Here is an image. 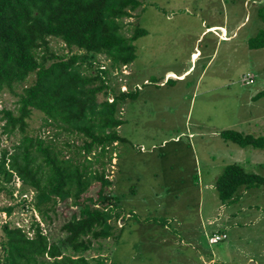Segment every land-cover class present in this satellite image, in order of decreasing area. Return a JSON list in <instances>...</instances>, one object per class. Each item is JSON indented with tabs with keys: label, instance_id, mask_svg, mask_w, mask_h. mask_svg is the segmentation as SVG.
I'll use <instances>...</instances> for the list:
<instances>
[{
	"label": "rangeland",
	"instance_id": "rangeland-1",
	"mask_svg": "<svg viewBox=\"0 0 264 264\" xmlns=\"http://www.w3.org/2000/svg\"><path fill=\"white\" fill-rule=\"evenodd\" d=\"M140 1L138 11L123 19V30L129 35L132 25L137 23L146 33L134 41L133 62L123 66L121 75L114 78L121 90L132 83V89L140 91L138 99L129 101L122 109L126 118L134 117L133 124H124L119 129L136 150L140 145L145 149L131 166L132 192L126 193L128 184L123 178L116 179L115 156L104 168L105 178L111 181L105 192L112 197L116 191L121 203L126 205L125 212H131L130 204L138 207L131 217L124 216L116 222L123 229L116 230L115 241L95 240L85 255L105 256L106 264H195L194 244L199 255L202 250L213 251L223 263L246 264L245 254L256 252L264 243V221L262 231L249 225L253 216L264 219V210L260 208L264 193L251 189L239 213L237 205L228 208L219 202L215 180L232 163L264 174V150L242 148L220 136L224 129L264 135V96L255 97L264 90V47L252 49L246 43L249 37L264 30V21L258 14L260 8L264 14V0ZM211 24L224 25L229 30L239 27L233 36L229 31L227 36L232 37L225 40L227 36L222 38L219 30L213 29L216 27L205 31ZM52 44L60 52L66 50L60 41ZM194 46L201 54L199 57L197 53L194 72L184 80L171 79L165 86L159 85L166 72H179L190 64L189 53ZM246 73L253 75L252 84L239 82ZM129 75L132 77L128 78ZM99 97L103 99L102 95ZM15 100V96L3 92L0 108L13 107ZM42 117L33 110L27 120L28 133L48 136L55 132L43 126ZM19 138L18 133L7 140L3 136L2 143L10 147ZM58 138L59 144L67 140L63 133ZM80 144L77 140L76 145ZM139 165L145 171L137 179ZM13 181L19 188L16 197L20 198L21 182L15 175ZM99 189V182L93 181L86 195L96 197ZM28 190L30 201L33 190ZM142 199L145 206L139 205ZM26 210L22 208L20 216L15 215L13 220L17 225L26 223L27 229L31 220ZM69 214L61 204L48 225H41L57 236ZM7 219L6 213L0 214L1 221ZM219 221V229L225 227L228 238L209 244L207 236ZM254 260L247 264H262L264 257Z\"/></svg>",
	"mask_w": 264,
	"mask_h": 264
},
{
	"label": "trees",
	"instance_id": "trees-1",
	"mask_svg": "<svg viewBox=\"0 0 264 264\" xmlns=\"http://www.w3.org/2000/svg\"><path fill=\"white\" fill-rule=\"evenodd\" d=\"M141 4L140 0H0V95L7 92L16 98L13 107L0 108V214L8 216L0 220V264H106L105 256L85 253L95 240L117 238L115 232L123 225L116 222L130 212H125L116 191L112 197L105 192L111 182L105 178V164L115 156L116 179L126 183L131 180L134 153L145 150L142 145L136 150L119 131L122 125L133 124L134 117L129 120L122 109L136 101L140 91L132 89V83L121 90L115 82L122 67L136 57L134 41L146 33L137 23L129 35L123 30V19L132 17ZM261 10L258 14L264 21ZM56 41L66 52L54 48ZM246 43L252 49L263 48L264 30ZM261 96L264 90L255 95ZM33 110L43 115V126L54 133H28ZM17 133V142L3 145V136L7 140ZM62 133L67 140L59 144ZM220 136L242 148L264 150V135L224 129ZM248 169L232 163L215 180L219 202L228 208L237 205L239 213L251 189L264 193V174ZM144 171L139 165L137 179ZM14 175L21 182L20 198ZM93 181L100 187L96 197L86 195ZM28 189L33 190L30 201ZM58 204L70 214L60 226L61 234L54 236L41 224L48 225ZM24 207L31 220L27 229L26 223L17 225L13 220ZM217 232L225 236L222 241L228 238L226 229Z\"/></svg>",
	"mask_w": 264,
	"mask_h": 264
},
{
	"label": "crops",
	"instance_id": "crops-1",
	"mask_svg": "<svg viewBox=\"0 0 264 264\" xmlns=\"http://www.w3.org/2000/svg\"><path fill=\"white\" fill-rule=\"evenodd\" d=\"M213 27H216V28H213ZM238 27L239 26H236L235 28H231L229 30V28L226 27V26H224V25L211 24V25L205 27V31L210 30V29L213 28L214 30L218 29V30H221L223 32H226L227 31V33H226L227 35H228L229 31L230 32L232 31L233 32L232 33V36H233V35H235V31L238 29ZM231 37L227 36V37H225L226 38L225 40H230ZM199 38H200V35L197 37L196 42L198 41ZM219 40L220 39H218L217 43L219 42ZM221 41H223V40H221ZM197 52L200 53V50L196 46H194V50L191 53H189V54L191 56L194 53L192 55V58L194 59V58L197 57ZM200 56H201V54L199 55V57ZM193 59H191V57H190V64L188 66H185V67L181 68L179 70V72L174 71V70H169L168 72H166L164 74L163 79L158 84L162 85L165 82V85H166V84L169 83V81L171 79H183L184 80L188 75H190L195 70L196 63H197L198 60H197V58L195 60H193ZM171 74H173V75H171ZM167 79H169L168 82H166ZM189 135L191 136L192 134L190 133ZM177 139H178V136L175 137V140H177ZM176 142H179V141H176ZM138 160H139V155H137L136 153H134V158L132 159L131 163H133L135 161L138 162ZM131 166L132 165H130V168H131ZM126 183L128 184V191H127V193H131L130 189L133 186L130 184V181H127ZM154 183L157 184V178L156 177L154 179ZM162 185H165V181L162 183ZM205 186L209 187V189L211 188V186L209 184H206ZM139 203H140L139 205L145 206L144 199L140 200ZM130 205H131V207H132L133 210H134V208H137L138 207V204H136L135 207L132 206V204H130ZM196 206H197V209H199L198 208L199 203H197ZM161 211H162V208H161ZM252 218L250 220V224L249 225L250 226H256V227H258L262 231L261 227H262V224H263L264 219L259 218L258 216H253ZM219 227H220V221L217 223L216 227L213 229L212 232L219 231L220 230ZM222 229L225 230L226 228L225 227H222ZM192 238H193V241H194L195 240V237L192 236ZM193 250L194 251H197V256L195 257L197 259V262H194L195 264H225L226 263V262L223 263L224 260H219V256H218L217 252H213V251L208 252L206 250H202L201 255H199V253H198L199 249L194 244H193ZM245 257H247L246 264L247 263H250V262H254L255 261L254 259L264 257V243H262V246H259L258 247V250L256 252H254V251H248V253L245 254ZM199 259L201 261H199ZM229 264H236V263L234 261H230ZM262 264H264V262Z\"/></svg>",
	"mask_w": 264,
	"mask_h": 264
},
{
	"label": "clouds",
	"instance_id": "clouds-1",
	"mask_svg": "<svg viewBox=\"0 0 264 264\" xmlns=\"http://www.w3.org/2000/svg\"><path fill=\"white\" fill-rule=\"evenodd\" d=\"M219 34L223 37V36H227V34H226V32L224 33L223 31H221V30H219ZM223 34V35H222ZM226 34V35H225ZM224 39H226V38H224ZM198 53V52H197ZM194 54V53H193ZM192 54V55H193ZM192 55L190 56L191 57V59H193L192 58ZM198 59V58H197ZM194 60V59H193ZM168 80V79H167ZM167 80H166V82H167ZM239 82H240V80H239ZM164 84H165V82H164ZM164 84H162V85H164ZM160 85V84H159ZM133 213H135L134 212V210L132 209L131 210V212L129 213V214H125L124 216H127V217H131L132 216V214ZM122 218H119V220H121ZM214 236H221V234H219L218 232H213V233H211L210 235H208L207 236V239H208V243L209 244H217L218 242H220V241H222V239L223 238H225V237H220L218 240H216V241H210V239L212 238V237H214Z\"/></svg>",
	"mask_w": 264,
	"mask_h": 264
},
{
	"label": "built area",
	"instance_id": "built-area-1",
	"mask_svg": "<svg viewBox=\"0 0 264 264\" xmlns=\"http://www.w3.org/2000/svg\"><path fill=\"white\" fill-rule=\"evenodd\" d=\"M254 81L253 79V75L252 74H249V73H246L245 75H243L240 79V83L243 84V85H248V84H252ZM220 237H225L224 235H221V236H214L210 239V241H216L218 240Z\"/></svg>",
	"mask_w": 264,
	"mask_h": 264
},
{
	"label": "bare ground",
	"instance_id": "bare-ground-1",
	"mask_svg": "<svg viewBox=\"0 0 264 264\" xmlns=\"http://www.w3.org/2000/svg\"><path fill=\"white\" fill-rule=\"evenodd\" d=\"M199 55H200V53H198ZM195 60V59H194ZM171 75H173V74H171Z\"/></svg>",
	"mask_w": 264,
	"mask_h": 264
}]
</instances>
